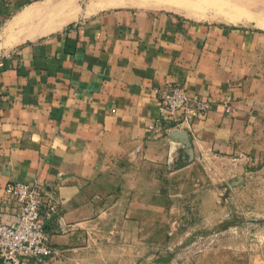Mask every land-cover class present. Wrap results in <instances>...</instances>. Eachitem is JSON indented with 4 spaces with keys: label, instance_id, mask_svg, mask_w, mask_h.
I'll return each mask as SVG.
<instances>
[{
    "label": "crops",
    "instance_id": "crops-1",
    "mask_svg": "<svg viewBox=\"0 0 264 264\" xmlns=\"http://www.w3.org/2000/svg\"><path fill=\"white\" fill-rule=\"evenodd\" d=\"M162 5L0 0V213L17 218L10 181L55 191L54 255L106 220L146 231L173 217L208 156L264 158V20L197 21ZM177 83L210 108L153 136L157 89Z\"/></svg>",
    "mask_w": 264,
    "mask_h": 264
},
{
    "label": "rangeland",
    "instance_id": "rangeland-1",
    "mask_svg": "<svg viewBox=\"0 0 264 264\" xmlns=\"http://www.w3.org/2000/svg\"><path fill=\"white\" fill-rule=\"evenodd\" d=\"M196 1L204 8L182 15L256 25L230 21L226 9L233 8L264 20V0ZM191 190L180 210L159 225L139 231L136 224L117 218L114 232L109 226L114 220H106L88 244L53 255L48 264H264V158L208 156L199 184Z\"/></svg>",
    "mask_w": 264,
    "mask_h": 264
},
{
    "label": "built area",
    "instance_id": "built-area-1",
    "mask_svg": "<svg viewBox=\"0 0 264 264\" xmlns=\"http://www.w3.org/2000/svg\"><path fill=\"white\" fill-rule=\"evenodd\" d=\"M159 116L148 124L153 136H163L167 127L163 122H177L178 127L204 117L210 102L193 95L182 84H167L157 89ZM226 111L231 106L224 101ZM6 194L16 201V220H4L0 213V262L12 264H48L56 252L52 241L50 223L61 208L55 191L44 184L28 181H10L5 185Z\"/></svg>",
    "mask_w": 264,
    "mask_h": 264
},
{
    "label": "bare ground",
    "instance_id": "bare-ground-1",
    "mask_svg": "<svg viewBox=\"0 0 264 264\" xmlns=\"http://www.w3.org/2000/svg\"><path fill=\"white\" fill-rule=\"evenodd\" d=\"M164 6H167L169 8H173L176 9L178 11L181 12H186L189 13L190 11L194 10L195 8L197 10L199 9H203L204 5H202V2L200 3V1H196L193 2L194 0H159ZM212 2V0H211ZM256 1H254L253 3H255ZM208 3V2H207ZM228 3V2H227ZM162 5V6H163ZM227 6V5H226ZM214 7V6H213ZM236 7V6H234ZM206 9V8H205ZM212 9V8H211ZM196 10V11H197ZM225 10V8L223 9ZM222 10V11H223ZM227 11V17L230 21L233 22H245V21H257L259 22V19L256 20L255 17L250 16L248 14H246L245 10H235V9H226ZM51 11V10H50ZM61 11V10H60ZM214 11V10H213ZM220 12V11H219ZM225 12V11H223ZM31 13V12H30ZM248 13V12H247ZM264 25V23H263ZM19 27V26H18Z\"/></svg>",
    "mask_w": 264,
    "mask_h": 264
},
{
    "label": "water",
    "instance_id": "water-1",
    "mask_svg": "<svg viewBox=\"0 0 264 264\" xmlns=\"http://www.w3.org/2000/svg\"><path fill=\"white\" fill-rule=\"evenodd\" d=\"M0 264H12V262H0Z\"/></svg>",
    "mask_w": 264,
    "mask_h": 264
}]
</instances>
